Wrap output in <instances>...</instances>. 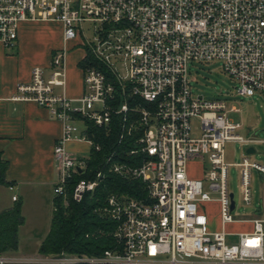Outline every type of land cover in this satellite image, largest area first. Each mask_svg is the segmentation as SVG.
<instances>
[{
	"label": "built area",
	"instance_id": "2783aa9c",
	"mask_svg": "<svg viewBox=\"0 0 264 264\" xmlns=\"http://www.w3.org/2000/svg\"><path fill=\"white\" fill-rule=\"evenodd\" d=\"M58 21L64 46L48 75L33 66L10 96L33 101L61 123L53 147V196L68 205L67 185L85 167L91 149L85 120L106 126L114 115L134 137L139 162H114L110 170L143 183L141 196L110 194L103 211L116 222L117 246L99 255L61 251L39 256L0 254V264H264V219L235 215L226 145L264 142L241 133L224 100L195 96L188 64L218 61L238 81L237 92L264 97V0H0V44L16 46L20 22ZM87 24V33L83 29ZM83 48V92L69 97L65 84L67 43ZM192 120L200 123L192 134ZM82 123V127L78 125ZM87 146V156L68 143ZM198 163L202 176L188 165ZM243 198L252 200V172L264 164L248 153L237 163ZM80 178L71 190L78 202L97 186ZM11 188V186L9 187ZM15 199V196H13ZM252 224L249 231L228 225Z\"/></svg>",
	"mask_w": 264,
	"mask_h": 264
},
{
	"label": "crops",
	"instance_id": "0c3cea01",
	"mask_svg": "<svg viewBox=\"0 0 264 264\" xmlns=\"http://www.w3.org/2000/svg\"><path fill=\"white\" fill-rule=\"evenodd\" d=\"M63 46V26L60 22L51 20L20 22L16 46L11 52L0 44V152L8 161L5 178L11 182V188L0 186L11 191L6 208L12 206L14 202L12 196L22 201L21 213L24 222L18 228V236L25 224L39 225V228L34 227V230L42 231L41 235H28L35 239L36 247L40 245L50 227L54 198L52 187L56 178L53 147L60 136L61 123L51 118L48 110L35 102L14 101L10 96L15 92L19 82L29 80L33 66L43 67L48 75L53 70L50 64L54 53ZM83 54V48L77 45V41L67 43L65 84L56 87L58 92L64 91L72 98L82 94L83 72L79 62ZM238 121L243 127L242 121ZM242 127L240 131L246 135ZM258 133L259 131L255 135ZM68 147L79 154L87 150L86 144L81 142H70ZM249 148H253V151L248 152ZM255 152L257 150L252 146L247 147L244 154L248 153L252 159ZM257 174L262 187L259 208L245 217L257 216L264 219V176L258 172ZM191 176L200 177L202 172ZM228 229L249 231L252 224L250 222L230 224ZM20 241L19 236L18 246Z\"/></svg>",
	"mask_w": 264,
	"mask_h": 264
},
{
	"label": "trees",
	"instance_id": "16d2710c",
	"mask_svg": "<svg viewBox=\"0 0 264 264\" xmlns=\"http://www.w3.org/2000/svg\"><path fill=\"white\" fill-rule=\"evenodd\" d=\"M77 45L78 42H77ZM80 67L84 66L82 60ZM86 134L99 149H91L85 167L73 173L67 185L68 205H63L61 196L53 198L50 227L42 239L38 252L55 254L66 251L72 254L99 255L106 249H114L116 222L103 211L110 194L141 196L143 183L126 180L110 170L114 162H139L142 156L130 154L135 147L134 137L122 129L120 117L114 115L106 126H97L85 120ZM8 161L0 152V185L10 186L5 178ZM97 180V186L86 192L82 200L71 199V190L80 179ZM21 199L16 198L12 206L0 211V254L18 249V228L24 222Z\"/></svg>",
	"mask_w": 264,
	"mask_h": 264
},
{
	"label": "rangeland",
	"instance_id": "374dc122",
	"mask_svg": "<svg viewBox=\"0 0 264 264\" xmlns=\"http://www.w3.org/2000/svg\"><path fill=\"white\" fill-rule=\"evenodd\" d=\"M83 29L87 33V24H84ZM10 52L11 49H7ZM15 52V50H14ZM190 83L192 93L197 95H204L205 99L209 100H224L227 107L237 105L241 112H235L231 115L237 120L242 121V131L247 136L255 135L257 131L258 138L264 140V97L256 93L252 97L241 96L237 92L238 81L232 76L228 75L221 68V63L218 61L209 62H194L188 64ZM48 73V72H46ZM82 126V123H78ZM192 134L198 136L200 132V123L197 120H192ZM248 130V131H247ZM257 152L252 154V160L264 164V142L252 145ZM247 147L235 143L228 142L226 145V159L233 163L229 166V188L235 194L236 209L235 215L249 216L251 213L259 208V200L262 192V187L258 181V174L253 172L251 188L253 197L250 203H247L243 198V186L240 179V167L235 164L241 160L242 154L246 152ZM87 150L80 153L82 156H87ZM200 166L198 163H191L188 165V172L190 175H198L200 173ZM10 192L5 187L0 186V211L6 208L7 202L10 200ZM17 197L15 196V199ZM13 199L12 196V200ZM42 226V225H41ZM34 227L39 228L38 224H25L21 227L19 236L21 238L20 245L16 251L6 252L5 254L11 256H39L42 253L38 252L36 242L33 237L28 235H41L42 231L34 230ZM66 252V251H64ZM68 253V252H67ZM4 254V253H3ZM72 254V253H69Z\"/></svg>",
	"mask_w": 264,
	"mask_h": 264
},
{
	"label": "water",
	"instance_id": "95a60500",
	"mask_svg": "<svg viewBox=\"0 0 264 264\" xmlns=\"http://www.w3.org/2000/svg\"><path fill=\"white\" fill-rule=\"evenodd\" d=\"M200 97H202V95H200ZM251 151H253V148L248 149V152H251Z\"/></svg>",
	"mask_w": 264,
	"mask_h": 264
}]
</instances>
